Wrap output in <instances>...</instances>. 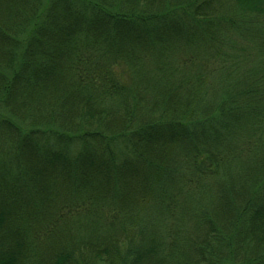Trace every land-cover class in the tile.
Listing matches in <instances>:
<instances>
[{"label":"trees","instance_id":"16d2710c","mask_svg":"<svg viewBox=\"0 0 264 264\" xmlns=\"http://www.w3.org/2000/svg\"><path fill=\"white\" fill-rule=\"evenodd\" d=\"M0 264H264V0H0Z\"/></svg>","mask_w":264,"mask_h":264}]
</instances>
